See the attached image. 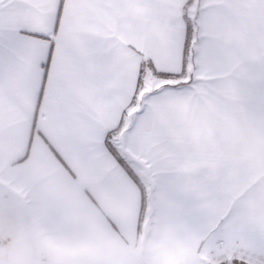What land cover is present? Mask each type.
Returning <instances> with one entry per match:
<instances>
[{
  "label": "snow or ice",
  "instance_id": "snow-or-ice-1",
  "mask_svg": "<svg viewBox=\"0 0 264 264\" xmlns=\"http://www.w3.org/2000/svg\"><path fill=\"white\" fill-rule=\"evenodd\" d=\"M0 264H264V0H0Z\"/></svg>",
  "mask_w": 264,
  "mask_h": 264
}]
</instances>
